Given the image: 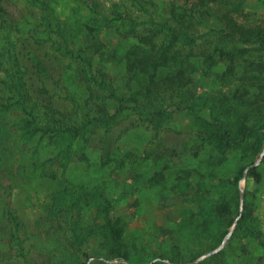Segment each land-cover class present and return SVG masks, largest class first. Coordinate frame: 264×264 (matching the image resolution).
<instances>
[{
	"label": "rangeland",
	"instance_id": "1",
	"mask_svg": "<svg viewBox=\"0 0 264 264\" xmlns=\"http://www.w3.org/2000/svg\"><path fill=\"white\" fill-rule=\"evenodd\" d=\"M42 1L0 0V48L4 45L8 25L17 29L14 35L36 34L47 39L48 33L35 27L39 17L48 14L54 24L58 23L70 34L74 50L80 55L95 57V62L101 64L100 55L110 51L116 59L106 61L104 66L120 84L125 69L119 59L136 41L122 40L115 29L91 34L86 29L90 24V10L81 0H45L46 8L41 5ZM98 1L110 6L118 0ZM148 2L164 17L172 7L185 6L184 0ZM205 14L209 27L202 33L215 29L232 35L234 40H218L213 36L216 39L214 63L199 60L189 88L205 103L204 117L211 119L214 111L220 119H230L235 125L257 128L264 124V50L242 40L252 30L264 37V1L216 0L206 6ZM220 52L233 59L232 73L227 72L229 62ZM73 63L64 73V82L73 95L85 101V85L75 71L76 62ZM4 82L7 76L0 74V102L7 104L11 103L8 100L11 94ZM171 110L167 135L173 142L188 141L190 146L201 143L200 149L182 153L177 159L170 154L153 155L148 159L146 152L152 147L153 134L138 128L118 143L111 164L102 167L99 154L94 151L89 155L91 167L77 164L70 170L71 178L78 182L89 186L101 184L114 203L113 216L125 223L126 261L108 259L109 243L98 230L104 219L97 217L94 206L76 212L81 225L93 231L83 246L86 256L68 251L62 245V231L53 229L49 218L52 198L60 187L47 179L26 174L35 159L52 158L58 149L47 138L37 137L33 142L24 143L15 128L17 117L3 114L0 117V165L5 170L0 171V176L6 174L5 184L12 185L9 198L12 212L23 226V236L27 238L24 252L30 261L25 263L14 249L15 241L4 216L1 195L0 261H5L4 264H199L223 251L222 264H264V135L248 138L241 150L222 153L199 139L186 111L174 107ZM253 167L260 171V182L247 179ZM242 170L244 179L236 190L234 179ZM181 187H187L193 196L205 191L215 200L227 195L230 212L223 216L230 228H222L223 237L212 214H203L192 202L177 198L183 193ZM245 216L259 243L239 224ZM16 244L19 248L17 241Z\"/></svg>",
	"mask_w": 264,
	"mask_h": 264
},
{
	"label": "trees",
	"instance_id": "2",
	"mask_svg": "<svg viewBox=\"0 0 264 264\" xmlns=\"http://www.w3.org/2000/svg\"><path fill=\"white\" fill-rule=\"evenodd\" d=\"M81 1L90 10V24L86 29L91 34L115 29L122 40L136 41L119 59L125 69L121 83L117 84L104 66L106 61L116 59L110 51L100 55L101 64L95 62V57L80 55L74 50L70 34L45 14L39 17L35 29L45 30L47 39L36 34L14 35L17 32L14 25L7 26L4 45L0 48V74L7 76V82L3 84L8 86L11 103L0 102V117L5 113L17 117L15 128L24 143L33 142L37 137L47 138L58 149L52 158L35 159L26 174L47 179L60 187L52 198L49 218L51 227L62 231V245L68 251L86 256L83 246L93 231L81 225L76 212L94 206L97 217L104 219L98 230L109 243L108 259L126 261L125 223L120 217L113 216L114 203L108 199L101 184L89 186L71 178L73 166L91 167L89 155L94 151L98 152L102 167L111 164L118 143L138 128L153 134L152 147L146 152L148 159L167 154L177 159L182 153L200 149L201 143L190 146L188 141L173 142L167 135L166 126L173 115V107L186 111L199 139L222 153L241 150L248 138L264 135V124L257 128L235 125L230 119H220L214 111L208 119L202 115L205 103L189 88L193 82L191 75L199 68L197 62L214 63L216 39L213 36L218 40H234L232 35L215 29L201 32L209 27L204 18L206 6L216 0H184L185 6L172 7L167 17L161 16L148 0H118L110 6L98 0ZM41 5L46 8L47 2L43 0ZM242 41L264 50V37L254 30ZM220 54L229 62L227 72L232 73L233 59L226 53ZM74 61L77 64L75 71L85 85V101L73 95L64 82V73ZM4 170L0 165V171L4 173ZM5 176H0L4 216L11 228L12 241H15L14 249L27 263L30 261L24 252L27 238L23 236L21 222L12 212L9 199L12 185L5 184ZM242 179L244 170L234 179L236 190ZM247 179L260 182L259 169L250 168ZM181 190L183 193L177 198L192 202L203 214H212L223 237L225 230L230 228L225 222V214L230 212L227 195L215 200L205 191L193 196L187 187H181ZM247 220L245 216L239 224L259 243L260 239ZM222 228L225 230L221 231ZM223 257L224 252L220 251L199 264H222ZM4 262L0 261V264Z\"/></svg>",
	"mask_w": 264,
	"mask_h": 264
},
{
	"label": "water",
	"instance_id": "3",
	"mask_svg": "<svg viewBox=\"0 0 264 264\" xmlns=\"http://www.w3.org/2000/svg\"><path fill=\"white\" fill-rule=\"evenodd\" d=\"M263 156H264V152H263ZM242 203H243V199H242Z\"/></svg>",
	"mask_w": 264,
	"mask_h": 264
}]
</instances>
